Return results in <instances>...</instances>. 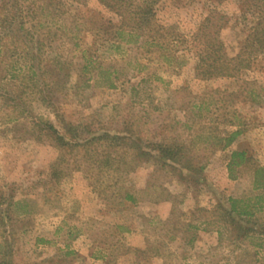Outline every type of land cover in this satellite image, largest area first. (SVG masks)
Listing matches in <instances>:
<instances>
[{"label":"rangeland","instance_id":"obj_1","mask_svg":"<svg viewBox=\"0 0 264 264\" xmlns=\"http://www.w3.org/2000/svg\"><path fill=\"white\" fill-rule=\"evenodd\" d=\"M154 10L158 23L215 39L230 57L251 34L264 37V0H158ZM99 19L119 22L94 0L65 1L49 21L42 57L62 70L56 85L46 79L47 99L30 84L15 97L20 81L0 78L15 99H0V260L264 264V193L227 171L233 150L264 166V47L238 76L201 79L179 44L169 63L140 43L106 49ZM82 51L113 88L80 74ZM46 123L67 146L38 135ZM235 130L222 150L216 139ZM155 145L182 152L164 159ZM230 200L249 215H230Z\"/></svg>","mask_w":264,"mask_h":264},{"label":"trees","instance_id":"obj_2","mask_svg":"<svg viewBox=\"0 0 264 264\" xmlns=\"http://www.w3.org/2000/svg\"><path fill=\"white\" fill-rule=\"evenodd\" d=\"M65 1L78 4L87 2V0H0V65L3 66H0V75L3 72L6 75L0 78L7 82L6 77H16L20 81L21 88L17 89L15 97L20 98L23 91L21 89H26L28 84L37 88L42 100L49 97L46 79L54 78L51 84H55V79L59 77L62 68L60 62L52 65L49 60L43 59L42 38L51 35L52 22L49 21L60 13ZM94 1L119 18L117 25L99 19L94 30L106 49H117L122 44L140 43L141 47L146 49L155 48L163 62L169 63L173 50L179 44L194 59V74L201 79L234 78L250 68L253 59L263 53L261 49L264 47V37H260L257 33L247 38L246 44L234 57L226 54L220 42L207 38L202 33H196L190 39H185L176 32L174 26L163 25L155 20L154 7L158 0H140V3H136L135 0ZM254 47H259V50L255 51ZM93 71L96 72V76H106V87H114L108 78L109 71L102 67L99 59H93L91 54L82 51L80 74L85 76ZM10 95L9 92H2L0 99L14 102V97ZM35 127L39 136L53 139L59 147L68 145L53 126L46 123L35 124ZM240 134V130H235L223 139H216V143L225 150ZM154 148L168 160H173V157L175 159L182 152V148L175 149L161 145H155ZM236 170L246 172L251 179L253 190L264 193V166L254 161L246 151H231L227 163L230 178H235ZM257 200L258 203L260 199ZM236 205V201L230 200V215L231 213L240 217L249 215L245 208H241L238 212ZM247 232L248 230H245L244 234ZM0 264L9 263L3 259L0 260Z\"/></svg>","mask_w":264,"mask_h":264}]
</instances>
